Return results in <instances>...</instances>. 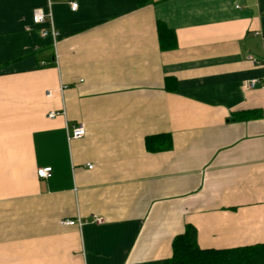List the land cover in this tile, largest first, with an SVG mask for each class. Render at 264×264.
I'll return each instance as SVG.
<instances>
[{
  "label": "crops",
  "instance_id": "crops-1",
  "mask_svg": "<svg viewBox=\"0 0 264 264\" xmlns=\"http://www.w3.org/2000/svg\"><path fill=\"white\" fill-rule=\"evenodd\" d=\"M263 77L264 0H0V264H169L186 224L263 243Z\"/></svg>",
  "mask_w": 264,
  "mask_h": 264
},
{
  "label": "trees",
  "instance_id": "trees-1",
  "mask_svg": "<svg viewBox=\"0 0 264 264\" xmlns=\"http://www.w3.org/2000/svg\"><path fill=\"white\" fill-rule=\"evenodd\" d=\"M150 0H137L138 5H144ZM162 26H158L161 35ZM165 33V32H164ZM171 36V35H170ZM168 35V37H170ZM171 38V37H170ZM175 41L169 40L161 47H173ZM235 120H249L262 116L260 109H249L232 113ZM159 137L163 138V147L171 145L169 134L162 136L147 137L146 142L153 141ZM169 264H264V242L252 245L231 247V248H201L197 244L196 229L191 224H186L183 232L176 234L171 241V256Z\"/></svg>",
  "mask_w": 264,
  "mask_h": 264
},
{
  "label": "built area",
  "instance_id": "built-area-1",
  "mask_svg": "<svg viewBox=\"0 0 264 264\" xmlns=\"http://www.w3.org/2000/svg\"><path fill=\"white\" fill-rule=\"evenodd\" d=\"M76 7H77V2H70L71 10H75ZM32 21L34 24H42L45 21L48 22V26L40 28L41 36L50 35L52 37L53 41L57 38L58 32L55 29L54 25L52 24L50 12H44L40 8L34 9V11L32 13ZM258 83H260L262 86H264V77L261 79H257V78L248 79V80L243 82V87L244 88L253 87L254 85H256ZM62 88H63V86H61L60 89H62ZM47 95H49V92H47ZM59 113H63V110L61 112L51 110L47 113V117L53 118L56 115H58ZM84 135H85V128H84L83 124H81V123L73 125L70 129H66L67 139L81 138ZM87 165H88V168L92 167L89 164H87ZM50 174L51 173H50L49 167H43V168L37 169V175L40 178H47L50 176ZM97 220L99 221V219H97ZM63 223L67 224V225H72L75 223V221L64 220ZM77 223L80 224V221L78 220Z\"/></svg>",
  "mask_w": 264,
  "mask_h": 264
}]
</instances>
